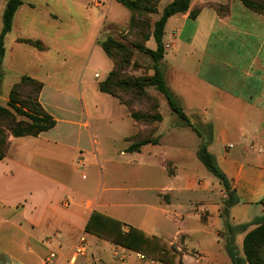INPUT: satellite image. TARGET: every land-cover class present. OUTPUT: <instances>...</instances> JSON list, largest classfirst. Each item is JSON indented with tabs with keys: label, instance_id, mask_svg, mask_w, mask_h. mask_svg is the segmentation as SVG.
<instances>
[{
	"label": "crops",
	"instance_id": "0c3cea01",
	"mask_svg": "<svg viewBox=\"0 0 264 264\" xmlns=\"http://www.w3.org/2000/svg\"><path fill=\"white\" fill-rule=\"evenodd\" d=\"M6 1L0 0V29ZM218 3L226 4L227 10L218 12L214 7ZM75 4L79 19L86 23L89 55L102 49L99 39L112 35L115 26L125 27L130 17V11L117 0H77ZM64 7L52 10L46 0H22L4 37L0 92L8 101L11 86L22 75L39 80L38 100L55 124L37 135L9 136L7 152L0 159V264H37L39 260L67 264L80 236L86 242L87 237L100 239L84 231L94 210L120 220L124 230L133 225L168 238L184 264H195L201 256L232 264L223 220L237 226L264 214V13L240 0H190L188 10L171 15L164 26L165 52L160 65L167 86L172 91L177 83L188 85L182 92L187 97L182 98H188L189 89V101L199 107L186 115L192 122L210 124L212 132L217 129L207 149L237 199L223 216L227 199L223 184L180 161H188L187 155L194 150L197 153L201 140L197 148L179 144L176 158L167 156L162 147L157 134L165 129L160 107L166 100L160 92L155 89L161 114L152 135L157 143L129 151L136 121L116 97L98 88L112 69V60L106 55L111 65L100 81L82 78L79 70L71 79L56 77L58 67L54 68L51 54L62 53L58 39L73 19L68 6ZM195 7L200 9L191 18ZM21 38L39 39L46 48L37 49ZM23 55L30 56V71L18 76L14 72ZM173 124L163 130L165 135L177 133L182 122L174 120ZM118 141L125 146L114 161L110 147ZM155 149L160 150L155 153ZM143 151L149 159L146 162ZM154 156L160 160L150 159ZM96 165L100 167L98 178L87 181L85 169ZM103 191H108L107 196ZM188 192H195L191 199ZM254 226L235 232L238 247ZM111 245L121 252H136ZM183 247L193 252L182 251ZM51 252L55 255L47 261ZM86 256L81 262L78 257L75 264H85ZM126 263L138 261L129 258Z\"/></svg>",
	"mask_w": 264,
	"mask_h": 264
},
{
	"label": "trees",
	"instance_id": "16d2710c",
	"mask_svg": "<svg viewBox=\"0 0 264 264\" xmlns=\"http://www.w3.org/2000/svg\"><path fill=\"white\" fill-rule=\"evenodd\" d=\"M117 1L130 11L127 26L128 31L134 34V38L128 41V43L117 40L111 35L98 40V44L113 63V67L105 79L98 83L99 90L116 97L120 103L127 107L131 117L136 122L142 120L148 124L160 121L161 114L159 112L158 99L151 96L147 88L152 86L160 92L165 98L170 111L176 114L182 123L189 126L201 138L197 156L204 167L218 178L227 190L223 216L227 215V207L234 204L237 199L234 192L230 190L225 174L217 165L214 154L207 149L211 137L205 139L203 136L204 134L211 133V125L193 123L189 119L178 97L167 86L164 72L160 65L165 52L162 41L165 23L171 15L187 11L190 0H171L163 7L160 15L153 21H151L150 15L157 12L159 0ZM240 1L250 9L264 13V0ZM21 4L22 0L6 1L2 13V27L0 29V64L5 53V34L10 31L14 13ZM214 7L218 12L227 10L226 4L218 3L214 4ZM199 9V7L192 9L189 16L194 18ZM137 37L139 39H135ZM151 38L154 41V48L145 45V42ZM19 41L28 43L40 50L46 48L39 39L21 38ZM136 51L147 55L151 60L150 69L153 71L152 74L133 76L126 73V69L136 65V62L132 61V55ZM1 77L0 70V83ZM41 87L42 83L39 80L29 75H22L11 86L6 106L0 104V159L7 152L9 136L37 135L39 132L48 130L55 124V120L44 110L38 100ZM142 99H144V103L146 104V110L144 112L133 110L134 102ZM153 131H151L152 135ZM132 140V144L128 147L129 151H138L142 145L147 143H157V139L152 136ZM224 220V224L229 232V242H227L226 248L232 264H264V214L250 223L237 226L229 224L226 219ZM252 224H255V226L245 232L242 240L243 258L234 252V234L239 229L245 230ZM84 231L115 245L142 252L164 264H184L181 261L180 252L173 243H169L162 237L149 234L133 225H127V229L124 230L123 223L120 220L96 210L91 212ZM182 251L193 252L188 251L185 247L182 248ZM195 264L224 263L201 256Z\"/></svg>",
	"mask_w": 264,
	"mask_h": 264
},
{
	"label": "rangeland",
	"instance_id": "374dc122",
	"mask_svg": "<svg viewBox=\"0 0 264 264\" xmlns=\"http://www.w3.org/2000/svg\"><path fill=\"white\" fill-rule=\"evenodd\" d=\"M47 3L50 5V8L52 10H60L61 8H65L64 5L68 6L69 13L73 17V19L69 20L65 24V29L66 33L58 39V41L61 40V44L59 43V48L62 50V53H56L53 52L52 58L55 59L54 62V68L58 67L57 71L59 74L56 75V77L60 79H71L72 77L75 76L76 72L78 70L81 72L82 78L90 80V82L93 81H100L102 80L106 74H107V67L111 65V60L106 56L104 51L102 49H99L98 52L95 51L94 54H91V51L86 50V47L89 45L85 41V34L84 31L86 29V23L85 21L82 22L79 17H80V11L78 10V7L76 6L75 2L77 0H66L64 4L62 3V0H46ZM86 1V0H84ZM169 0H160L158 6H157V12L152 13L150 15L151 21L156 19L162 8L166 3H168ZM92 7V5H91ZM124 8V7H123ZM128 22L125 27H113V30H111L112 37H114L117 40H122L128 43V41L132 40L134 38V34L130 31H128ZM188 28H186L187 31ZM135 39H139L138 37ZM145 45L150 48H154V41L153 39L148 40L145 42ZM29 48V47H28ZM168 53H171V50L168 51ZM89 55V56H88ZM86 56H88L86 58ZM89 59V62L87 66L84 68V64L86 61ZM30 60V56L28 55H23L22 58H19L18 66L16 68V71L14 74H18L20 76V72H28L29 70V65L27 64V61ZM132 61L136 62L135 66H131L128 69H126V73L133 75V76H141V75H150L153 73V71L150 69L151 66V60L147 57V55L141 53V52H134L132 55ZM66 69H70L71 73L68 72L66 74ZM97 72L99 75V78L94 77V73ZM17 76V77H18ZM9 79L6 78L4 82V87L7 86ZM3 87V88H4ZM170 87V85H169ZM188 88V85H181L180 83L175 84V87L171 88L172 91L177 95L178 99L180 100V104L183 106L184 111L186 114L189 115L191 111H195L198 109V105L193 104L192 102L189 101V89H188V98L183 99L182 97H187L183 95V89ZM149 94L153 96L155 99H158L159 93L155 90L154 87L149 86L147 88ZM181 95H180V93ZM7 102V95L4 93L0 92V104L5 105ZM214 110H217L218 108H213ZM133 110L138 111V112H144L146 110V104L144 103V99L135 101L133 104ZM213 110V111H214ZM160 112L163 116L162 120V126L166 129L169 130L172 127H175L173 124L174 120H179L177 115L174 114L173 112L170 111L169 107L165 103V101H162L161 107H160ZM19 117V116H18ZM193 123H198L196 119L193 120ZM155 124V123H154ZM154 124H148L142 120H139L135 123V131L132 135V139L136 140L138 138H144V137H150L152 136V132L155 125ZM217 124H215L216 127ZM165 129H162L157 135L160 136V141L162 144V147L165 148L167 152V156L169 157H174L176 158L179 156L178 148L179 144H186V146L192 147L195 146L196 148L198 147V144L201 140V138L197 135L196 132H194L192 129H190L188 126H186L184 123L179 126V131L175 133L174 135H165L164 131ZM216 131L217 129H214V131L209 134H204V138L207 139V137H212L216 136ZM178 134V135H177ZM246 143V142H245ZM113 145V146H112ZM110 147V155H112L113 160H117L119 158V151L124 148L125 142L123 141H118L115 144H112ZM160 147V148H162ZM156 150L160 149H155V153L157 152ZM127 154H129L127 152ZM133 154V153H132ZM153 161L155 160H160V156H154L151 157ZM149 160L148 158H144V151L142 154V161ZM187 160H180L182 162H185L187 164H190V166L194 167L197 171L201 170L206 172V174L210 177L216 178L210 171H208L203 164L200 162L196 150H194V153L191 155H187ZM101 167H103V164H101ZM99 166L96 165L93 167V169H85L86 175H87V181H91L93 179L98 178V172H99ZM106 172V171H105ZM108 191H103V196H107ZM195 192H188L187 196L191 199V196ZM199 197L201 196L200 193ZM218 193L215 191L214 196H216ZM194 202L189 203V205L193 206ZM190 206V207H192ZM144 210V209H143ZM224 210V209H223ZM141 212V211H140ZM228 212V210H227ZM259 218V217H258ZM133 221V220H132ZM137 221V220H136ZM225 221V220H223ZM133 224V223H131ZM87 237V236H86ZM86 239V238H85ZM87 249H86V254L88 259L86 260L89 263L93 264H115L114 260H119L117 257V254H123L126 255L127 259H131L134 261V253H129V252H119V249L113 248L111 243L104 240V239H99L97 242L95 241L96 239H92L87 237ZM166 240H169L166 238ZM7 242V241H6ZM226 242H229V237L227 238ZM227 244V243H226ZM234 245V252L244 258V253L242 250V246L239 245L237 246L236 243ZM48 248V246L46 247ZM48 250V249H47ZM83 257H80L78 259L79 262ZM155 260V259H154ZM156 261V260H155ZM37 264H42L41 260L38 261ZM156 264H164L160 261H157Z\"/></svg>",
	"mask_w": 264,
	"mask_h": 264
},
{
	"label": "built area",
	"instance_id": "2783aa9c",
	"mask_svg": "<svg viewBox=\"0 0 264 264\" xmlns=\"http://www.w3.org/2000/svg\"><path fill=\"white\" fill-rule=\"evenodd\" d=\"M98 74H95V77H97ZM86 249H87V242L86 239L83 236H80L73 248L72 254H71V258L69 260V262L67 264H75L76 260L78 257H85L86 254ZM120 252V251H119ZM54 253L51 252L49 253L48 257L46 258L47 261L50 260V258L54 257ZM117 257L119 259V261L121 262V264H128L127 262V258L126 255L123 254H117ZM134 257L137 259L138 263L137 264H156V261L151 258L150 256H147L146 254L142 253V252H135L134 253ZM85 264H93V263H89L86 262Z\"/></svg>",
	"mask_w": 264,
	"mask_h": 264
}]
</instances>
